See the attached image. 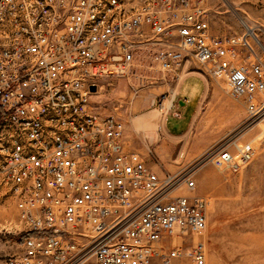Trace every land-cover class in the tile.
<instances>
[{"label": "built area", "instance_id": "2783aa9c", "mask_svg": "<svg viewBox=\"0 0 264 264\" xmlns=\"http://www.w3.org/2000/svg\"><path fill=\"white\" fill-rule=\"evenodd\" d=\"M202 3L0 0V186L37 235L1 264H207L208 201L173 193L195 189L190 172L159 176L94 101L121 80L135 95L162 84L168 114L202 65L250 123L264 118V61L245 35L212 34ZM253 155L236 144L208 160L235 173Z\"/></svg>", "mask_w": 264, "mask_h": 264}, {"label": "rangeland", "instance_id": "374dc122", "mask_svg": "<svg viewBox=\"0 0 264 264\" xmlns=\"http://www.w3.org/2000/svg\"><path fill=\"white\" fill-rule=\"evenodd\" d=\"M145 1L132 0L135 6ZM202 7L214 35H245L264 61V0H203ZM189 67L193 71L186 72L184 79L196 77L201 84L187 79L183 85L184 91L192 85L197 88L188 106L190 110L194 102L198 106L183 135L170 136L164 129L168 119L170 130H181L188 116L177 118L179 104L168 114L159 112L154 103L167 90L162 84L135 95L121 80L101 91L94 101L104 103V112L117 113L126 124L133 122L138 130L148 124L139 115L155 110L153 132L145 134L150 143L146 146L138 139L134 143L144 147L154 167L170 173L190 172L195 189L179 186L174 194L207 199V231L199 238L206 246L207 264H264V118L250 123L243 101L228 93L225 81L211 77L202 65ZM148 96H152L151 104L145 106L141 102ZM134 143H130L132 147ZM246 143L254 148L253 159L238 172L220 171L208 160L222 146L235 149L236 144ZM24 230L14 199L0 186V264L23 251L19 239ZM80 264L94 261L90 258Z\"/></svg>", "mask_w": 264, "mask_h": 264}, {"label": "crops", "instance_id": "0c3cea01", "mask_svg": "<svg viewBox=\"0 0 264 264\" xmlns=\"http://www.w3.org/2000/svg\"><path fill=\"white\" fill-rule=\"evenodd\" d=\"M211 31V28H210ZM212 33V31H211ZM213 34V33H212ZM187 79H195L198 81L199 84H201V82L196 78V77H187L185 78L181 84L178 87V93H179V102H183L184 104L180 105V109H179V116L177 118H184L186 116H188V120L185 123V126L180 130L179 128H174V130H170L168 122L169 120L167 119L165 125H164V129L166 130L167 134L170 136H179V135H183L187 129L189 128L191 121L193 119V116L195 115L196 111H197V104L194 102V107L192 108V110H190V105L188 106L189 102H192L194 100V96L195 94H197V88L194 87L193 85L191 86V89L189 91H184L183 90V85L184 83L187 81ZM163 88H166V86H162ZM196 92V93H195ZM151 98L152 96H148V98H146V100L142 101V104H146L148 105L149 103L151 104ZM190 104V103H189ZM154 113L155 110L151 109L149 111L143 112L139 115V118L141 119V122L143 123H148L146 128H143L141 130H138L137 127L135 126V124L133 122H129L128 124H126V129H125V136L127 138V140L130 143H134V141L138 140H142V143L145 144L146 146H148V144L150 143V140L147 139V137H145L146 132H152L153 131V121H154ZM181 119V120H182ZM151 124V125H150ZM144 125V124H143ZM161 128V127H160ZM162 130V128L160 129ZM135 144V143H134ZM138 152H140L142 154V156L144 157L147 165L154 171L156 172L159 176H163L165 173H167L165 170L162 169H158L157 167H154L151 163V157L149 155H147V153L145 152L144 147H140V145H136L133 146ZM20 255H23V251L20 252Z\"/></svg>", "mask_w": 264, "mask_h": 264}, {"label": "trees", "instance_id": "16d2710c", "mask_svg": "<svg viewBox=\"0 0 264 264\" xmlns=\"http://www.w3.org/2000/svg\"><path fill=\"white\" fill-rule=\"evenodd\" d=\"M34 236H37L35 233H23L20 235V239H19V242L23 244L24 240L27 238V237H34ZM10 239H12L11 237H9Z\"/></svg>", "mask_w": 264, "mask_h": 264}, {"label": "water", "instance_id": "95a60500", "mask_svg": "<svg viewBox=\"0 0 264 264\" xmlns=\"http://www.w3.org/2000/svg\"><path fill=\"white\" fill-rule=\"evenodd\" d=\"M91 90L93 91V90H95V87H91ZM181 105H183L184 103L181 101V102H179Z\"/></svg>", "mask_w": 264, "mask_h": 264}, {"label": "bare ground", "instance_id": "6f19581e", "mask_svg": "<svg viewBox=\"0 0 264 264\" xmlns=\"http://www.w3.org/2000/svg\"><path fill=\"white\" fill-rule=\"evenodd\" d=\"M140 128V127H139ZM156 131V130H155ZM153 132V131H152ZM153 134V133H152ZM155 135H156V133H155ZM259 136V135H258ZM151 138V137H150ZM157 138V137H156ZM152 139V138H151Z\"/></svg>", "mask_w": 264, "mask_h": 264}]
</instances>
